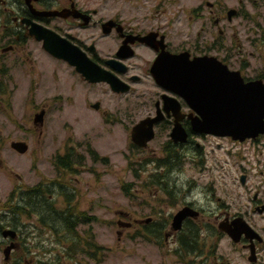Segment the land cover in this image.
Masks as SVG:
<instances>
[{"label": "flooded vegetation", "instance_id": "af4514ba", "mask_svg": "<svg viewBox=\"0 0 264 264\" xmlns=\"http://www.w3.org/2000/svg\"><path fill=\"white\" fill-rule=\"evenodd\" d=\"M189 1L190 5L186 7L183 0H0V166L3 161L2 166L11 170V176L0 178V264L4 262V251L8 246L7 264L13 261L15 264L23 261L30 264V260L36 259L40 255L39 245L52 238L54 227L50 224L57 213L66 218L72 230L87 226L91 217H84L83 209L78 210L74 205L67 206V202L59 201L71 181L67 172L93 174L87 167L83 170L75 165L83 155L90 160L99 159L97 152L90 151L78 138H90L89 132H95V129L97 134L114 136V128L120 127L126 133L130 146L147 148L148 145L145 148L135 146L130 140L131 128L125 127L117 118V112L122 108L126 111L130 106L133 109L139 106L143 118L160 116L153 124L152 140L158 132L166 134V139L159 146L162 157L158 159H163V164L170 163L169 167L174 168L172 166L177 165L183 156V149L191 148L195 153V164L204 166L201 176L195 178L202 184L198 192L202 198L195 199V204L184 202L170 213L163 211L144 217L120 212L127 216L129 228L134 233L142 227L153 229V235L145 234L154 250L149 256L154 258L149 257V261H145L142 257L141 261L144 264H264V134L251 140L252 147L245 155L228 151L232 158L230 166L236 167L234 173L228 170L213 173L214 165L207 164V153L198 140L222 138L234 147L239 141L195 134L189 117L191 109L180 96L159 87L151 71L157 58L163 55L187 53L189 59L195 57V46L199 43L195 40V31L203 30L213 35L216 29L223 36L232 20L240 18L239 29L229 34L228 43L219 45V50L224 52L223 57L208 56L215 57L227 71L237 74L234 79L241 83H257L263 89L264 0H238L237 8L224 6L220 12L217 9L223 4L222 0H201L196 7L195 0ZM203 15L207 24L204 23V27L200 24L195 30V16L199 19ZM33 23L50 31L49 41L53 47L61 43L74 54H63V58L47 51L43 40H37L29 32ZM210 45L214 46V41ZM76 55H84L103 69L108 77L118 79V85L122 82L121 86H127L128 90L113 91L104 81L85 79L72 63L76 61ZM56 73L59 79L55 83ZM67 81L70 82L68 92L75 90L79 97L69 94L62 102L69 107H57V101L63 95L55 90L60 86L65 88ZM73 83L74 87L71 86ZM97 85L101 94L107 95L104 101L100 97L95 100L89 98L91 89ZM165 94L173 95L181 104V112L185 116L180 122L187 133L186 143L175 142L170 137L174 117L171 111L163 110ZM103 103L118 105L108 111L101 108ZM56 107L58 111L71 110L74 128L70 126L61 142L62 151L54 152L49 160L56 174L41 182L39 157L33 148L28 147L37 142L38 132L42 130L43 133L45 127L49 128L51 113ZM80 108L95 114V126L86 128L79 123L75 113ZM110 126L113 127L110 129ZM16 142L22 143L24 151L14 149ZM81 143L85 149L82 153L76 151ZM6 149L9 151L4 152ZM13 154L30 162L29 173L14 171L18 169L14 163L22 162ZM250 159L255 162V166L250 167L256 172L246 170ZM163 167L168 169L166 165ZM173 174L172 170L169 175ZM78 182L84 191L92 188L91 177L78 176ZM42 183L48 191H53L48 195V201L44 199L49 206L46 210L39 209L40 196L45 194L40 190ZM197 187L195 183V195ZM185 205L193 207L195 213L186 216L180 229L174 230L173 216ZM40 229L45 232L41 234ZM59 240L69 251L78 243L85 245L87 261L101 264L102 251L98 249L97 242L81 234L59 237ZM87 244L93 246L89 250L90 258L87 257ZM73 264L83 263L77 259ZM131 264L139 263L133 260Z\"/></svg>", "mask_w": 264, "mask_h": 264}, {"label": "rangeland", "instance_id": "374dc122", "mask_svg": "<svg viewBox=\"0 0 264 264\" xmlns=\"http://www.w3.org/2000/svg\"><path fill=\"white\" fill-rule=\"evenodd\" d=\"M209 1L213 2L215 0ZM237 1L238 0H222L221 3L223 4H220L217 10L220 12L224 6L237 8ZM200 2L201 0H195V7L200 4ZM182 3H184L186 7L190 5L189 0H183ZM203 17L204 15L197 19L195 16V30L200 24H202L203 27L204 23L207 24ZM239 25L240 18H234L229 26L228 33L225 32L223 36H220L216 29L212 32L213 35L204 33L203 30L195 31V40L199 41L195 46V55L207 54L223 57L224 52L221 49L219 50V45L228 43L229 34L232 32L235 33L239 29ZM204 40L206 41L203 42ZM211 41H214V46L210 45ZM34 56L35 60H38L36 54H34ZM58 79L59 75L56 73L55 83ZM69 86L70 82L67 81L65 88L60 86L55 90L57 94L63 95V97L57 101V107L63 105L69 107L67 103H62L64 98L66 99L69 94L72 96L74 94L79 97L75 90L68 92ZM71 86L74 87V83L71 84ZM99 97L104 101V97H107V95L105 93L101 94V89L97 85L91 89L89 98L90 100H95L99 99ZM107 101L112 102L110 99H107ZM117 105L118 104L115 103L114 105L107 106L103 103L101 108L110 111L113 106L117 107ZM57 107L51 113L52 116L50 117L51 121L49 128L45 127L43 133H41L42 130L38 132L37 142L33 147H31V145L28 147L33 148L34 152H37L39 157L41 182L47 181V179L56 174L53 171V167L51 168L49 160L54 152L58 153L62 151L61 142L68 133L70 126L74 128V123L72 122L74 116L70 119L73 115L71 110L66 109L65 111H58ZM138 108L139 106L134 109L130 106L126 111H123L122 108L121 112H117L116 115L120 123L130 129L134 122L143 118ZM75 117H77L79 123H83L86 128L97 124V117L95 114L88 111L86 108L78 109L75 113ZM112 127L113 126H110V129ZM104 128L108 129V127L105 126ZM96 131L97 129H95V132H89L90 138L85 137L78 139L86 144L90 151L97 152L99 159L90 160L87 156L83 155V159L80 160L78 164H75L76 166L82 167L83 170L87 167L88 172L93 171V176L89 174L83 175V171L79 172L78 175L68 174L67 172V176H71V181L68 184L69 188L64 192L65 194L61 196L62 200H59L62 203L67 202V206L74 205L78 210L83 209L82 212L86 214L83 216H90L91 220H89L87 226H78L71 232H68L66 231L68 227L66 218L63 217L61 213L54 215V219H52L50 224L54 227L53 230L50 229L52 231V238L47 240L46 244L43 241L39 245L40 255H37L36 259L30 260V264H73L77 259H80L83 264H93L86 259L84 254L85 245L78 243L69 251L64 248L66 245H62L61 240H59V237L80 236V234L88 238L91 234L92 238L96 239L99 246L104 248L101 250L102 259L99 262L101 264H131L132 260L137 261L139 264H144L141 258L144 257L145 261H149V254L154 252L151 246L152 242L144 238L147 228H139L136 233L128 228H120L117 225V221L120 218V210L130 212L131 216L144 217L153 213H162L163 211L165 213H170L176 206L184 202L195 204V199L202 198V194H198L202 184L196 181L195 178L201 176V168H204V166L203 164H195V153L191 148H184L180 162L172 166L174 168H170V163L163 164V159H158L162 157V149H159V146L166 139V134L163 132H158L154 140L149 142L147 148L139 149L133 148L128 144L126 133H124L120 127L114 128V136L113 134L108 135L106 133L97 134ZM83 143L79 145L80 148H76L77 152H84ZM198 143L205 148L208 158L207 164L214 165L213 173L218 174L226 169L230 173L235 172L236 167L230 166L232 158L228 155V151L233 149L236 151L239 150V148H234L230 142L219 138L200 139ZM249 146V144L239 145L241 151L245 150L246 152ZM6 151L9 150H4V152ZM28 155L31 157V152H29ZM13 156L22 162L19 164L14 163V166L18 168L14 169V171L19 174L29 173L30 171L28 172V169L31 170L29 167L30 162L28 163L27 160L22 161L20 155L13 154ZM233 161L236 162L234 158ZM161 162L162 164H160ZM2 164L0 166L1 179L2 177L4 178L5 175L11 176L9 174L11 170L7 166H2ZM248 164L246 170L248 172H256L254 168L250 167V165L255 166V162L250 159ZM164 165L168 166V169L163 167ZM236 165H238V162H236ZM172 170L177 175L173 174L170 176L169 173ZM61 173H64V171H61ZM78 176H84V178L91 177L92 188L84 191V188L80 186L81 183L78 182ZM195 183L198 185L196 195ZM122 189L128 190V192ZM40 190L45 192V198L43 197V199L48 201V195L52 194L53 191H48L45 183L40 185ZM55 196L56 195H53V198H55ZM81 199L83 201L79 203ZM121 219L125 221L128 220L124 218ZM64 228H66V230ZM40 232L42 234L45 231L40 229ZM117 232H119V235H117ZM67 246L69 247L70 245L67 244ZM88 253L89 247L87 257ZM0 258H2L1 255ZM150 258H154V256ZM26 263L28 262H22V264ZM12 264H15V261H13Z\"/></svg>", "mask_w": 264, "mask_h": 264}, {"label": "water", "instance_id": "95a60500", "mask_svg": "<svg viewBox=\"0 0 264 264\" xmlns=\"http://www.w3.org/2000/svg\"><path fill=\"white\" fill-rule=\"evenodd\" d=\"M49 32L35 23L30 27V34L38 40L43 39L44 48L51 54L63 58V54H74L62 47L61 43H58V47H53L49 41ZM76 56V61L72 63L76 64V70L81 72L85 79L91 82L103 80L108 82L113 90L121 89L115 79H110L105 73L102 75V71H97L98 68L85 56ZM151 71L159 86L180 95L192 109L189 117L194 132L229 135L239 140L254 138L264 132V84L261 83L262 89L257 83L239 82L234 79L237 74L228 72L216 58L203 55L189 59L187 53L167 54L157 58ZM125 89L127 88L120 91ZM163 109L173 113L171 139L175 142H186L187 133L180 123L184 114L180 112L179 102L165 96ZM159 118L160 116L148 117L135 124L131 129L132 141L140 147H145L154 136L153 124ZM17 147L20 148V145ZM192 211L189 206L178 211L173 217V228H180L183 218ZM9 250L8 246L4 251L5 260L8 259Z\"/></svg>", "mask_w": 264, "mask_h": 264}, {"label": "trees", "instance_id": "16d2710c", "mask_svg": "<svg viewBox=\"0 0 264 264\" xmlns=\"http://www.w3.org/2000/svg\"><path fill=\"white\" fill-rule=\"evenodd\" d=\"M169 150L172 151L171 148H169ZM43 201H44L43 196H40V203H39L40 207H39V208H40L41 210L49 209L48 204H47V203L45 204V203H44L45 201H44V202H43ZM49 217L52 218L51 216H49ZM52 219H54V218H52ZM71 230H72V228H70V231H71ZM193 241H194V240L192 239V242H193Z\"/></svg>", "mask_w": 264, "mask_h": 264}, {"label": "bare ground", "instance_id": "6f19581e", "mask_svg": "<svg viewBox=\"0 0 264 264\" xmlns=\"http://www.w3.org/2000/svg\"><path fill=\"white\" fill-rule=\"evenodd\" d=\"M102 75H104V72H101ZM105 75L108 77V75L105 73Z\"/></svg>", "mask_w": 264, "mask_h": 264}]
</instances>
